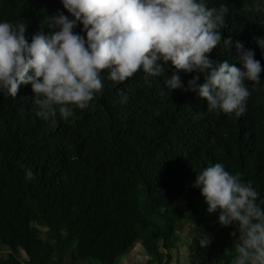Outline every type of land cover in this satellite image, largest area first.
<instances>
[{"label": "trees", "instance_id": "16d2710c", "mask_svg": "<svg viewBox=\"0 0 264 264\" xmlns=\"http://www.w3.org/2000/svg\"><path fill=\"white\" fill-rule=\"evenodd\" d=\"M206 3L229 9L210 58L236 63L234 45L229 51L223 43L231 37L253 49L264 69L253 40L264 36V12L253 10V0ZM58 10L70 16L60 0H0V22H27L31 42ZM180 75L187 87L197 73ZM161 79L141 70L116 84L104 70L91 107L75 109L67 121L37 117L30 84L15 98L0 94V245L9 250L0 264H118L140 242L155 263L166 264L164 249L176 248L188 230L229 238L226 260L235 264L238 226L208 214L192 185L197 172L222 163L251 182L257 203L264 200V82H246V111L236 117L208 111L196 93L168 91ZM25 168L34 179L26 180Z\"/></svg>", "mask_w": 264, "mask_h": 264}, {"label": "clouds", "instance_id": "9594fccd", "mask_svg": "<svg viewBox=\"0 0 264 264\" xmlns=\"http://www.w3.org/2000/svg\"><path fill=\"white\" fill-rule=\"evenodd\" d=\"M60 2L70 16L62 10L48 16L47 30L33 34L31 42L27 22H0V94L15 98L21 85L30 84L36 116L44 120L59 115L67 121L75 109L91 107L102 91L104 70L116 84L142 70L146 77L162 78L168 91L196 93L207 100L208 111L236 117L246 111V82H254L253 87L264 82L256 52L241 41L223 38L229 51L234 45L236 63L210 58L226 26L225 4L217 9L206 0ZM252 8L264 12V0H253ZM253 40L264 53V36ZM166 65L173 69L171 75ZM181 72L197 75L185 87ZM24 171L26 180L35 178L31 168ZM192 187L200 190L208 214L219 212L222 226H238L235 264H264V200L257 203L259 194L251 182L215 163L197 172ZM210 243L203 233L201 244Z\"/></svg>", "mask_w": 264, "mask_h": 264}, {"label": "crops", "instance_id": "0c3cea01", "mask_svg": "<svg viewBox=\"0 0 264 264\" xmlns=\"http://www.w3.org/2000/svg\"><path fill=\"white\" fill-rule=\"evenodd\" d=\"M211 238V243L208 246L201 244L203 235H194L191 231H186L179 234V244L176 248L168 251L164 249L167 255L166 264H207L210 259L211 264H228L226 257L232 254V246H230V239L224 240L220 238V234H212L205 232ZM233 235L231 234V237ZM218 242V245H214ZM165 246V243H162ZM211 250H217L220 246V254L217 256L214 252L211 257ZM213 248V249H212ZM216 252V251H215ZM227 254V255H225ZM171 256V257H170ZM217 257V258H216ZM118 264H157L154 262V257L149 254L142 242L138 243L133 250L127 255L119 259Z\"/></svg>", "mask_w": 264, "mask_h": 264}, {"label": "rangeland", "instance_id": "374dc122", "mask_svg": "<svg viewBox=\"0 0 264 264\" xmlns=\"http://www.w3.org/2000/svg\"><path fill=\"white\" fill-rule=\"evenodd\" d=\"M192 227H194V226H192ZM194 228H196V227H194ZM42 236L43 237H45V231H43V233H42ZM216 245H218V242L216 243ZM8 248L7 247H4V246H2V245H0V257H2V256H5L7 253H9L8 251L9 250H7ZM216 251V252H215ZM215 253V254H217V256L220 254V252H221V250H220V246L217 248V250H212V252H211V256H212V253ZM217 258V257H216Z\"/></svg>", "mask_w": 264, "mask_h": 264}]
</instances>
